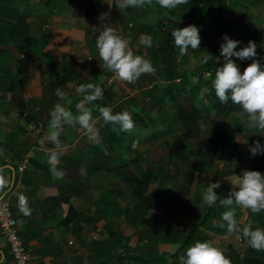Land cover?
<instances>
[{
	"label": "crops",
	"instance_id": "0c3cea01",
	"mask_svg": "<svg viewBox=\"0 0 264 264\" xmlns=\"http://www.w3.org/2000/svg\"><path fill=\"white\" fill-rule=\"evenodd\" d=\"M86 1L29 0L28 7L30 9L25 11L28 29L24 34L34 36L38 40L36 46H33L35 52L33 56L27 55L18 46L20 34L16 38L12 37L13 31L10 28L17 23L18 19L16 12L12 9L15 5L6 2L4 6H0V23L7 26V29L0 28V34L2 31L6 37L0 41V128L3 132L0 134V177L5 180L8 187L7 191H9L20 236L28 247L32 264H155L154 262H157V258L161 255H164V260L168 264L174 260L176 261L174 264H180L179 256L184 252L175 258L170 255H173L181 244L187 242L191 227L202 217L205 207V205L202 206L203 191L210 182H217L216 177L231 178L235 174H242V167L249 169L251 166L248 156L249 145L255 140H260L264 144V136H259L260 132L247 127V117L239 115L240 108L232 113L228 119L227 127L235 130L239 139L247 140V143L239 142L242 157L226 163L222 156L223 149L215 147L210 140H207L205 145L212 153L213 163L216 166H212L213 163L208 166L206 160L201 158V168L204 164L207 167L200 168L198 171L190 194L178 202L173 210L156 208L152 212L154 215L161 211V214L154 215V218H159L161 215L162 217L166 216V218L160 217V222L130 221L126 211L137 202L133 196L135 187L129 181L126 182L122 178L109 179L105 174L101 181L107 179L111 184L107 187L95 185L86 194L73 197L70 203L81 215L76 216L77 219L73 222H66L64 219L74 214L72 211L68 212L69 204L57 202L59 194L57 182L61 179L55 178L50 171L51 165L46 153L55 151L59 154L57 168L62 170L68 158H75L79 154H84L86 161L92 163L94 159L90 148L95 145L103 146L104 142L100 133H98V142L89 140L85 131L81 133L83 129L78 124L72 125L73 127L68 124L63 126L59 145L48 141L50 112L53 107L57 103H62L69 107L73 114H76L77 100L82 97V94L79 97L71 95L66 102L59 100L56 96L57 88L55 86L57 81L60 82V79L62 81L64 73L61 67L46 72L47 67H51L50 61L58 65L62 64L64 58L68 61L74 58L81 62L83 68L87 65L84 62L86 55L89 54V58H91V54H93V58L94 55H98L94 42L98 32L94 28L99 27L98 17L103 12H109V19L105 23H110V26L115 27L125 37L132 35L134 42L139 40L142 34L152 36L151 47L140 44L135 47L138 48L137 54L149 59L155 70L157 69L155 67L157 57L153 51L160 47L164 39V35L158 30L162 20L160 15L164 13V9L158 5L119 10L116 8V0H94L95 4H92L90 9H95L96 12L91 16H86L87 7L83 6ZM241 1L247 7L242 6L235 14L239 15L240 12H245L246 16L250 14V21L257 28V31H254L251 27V32L248 33L247 29L249 28L247 27L243 33L244 39H246L243 43H248L250 40L255 42L256 38L260 37L261 41L257 42H260L258 60L264 66V51L261 49V43L264 45V0ZM213 2L211 7L200 5L196 16L201 17L203 14L210 17L217 16L218 12L214 9L217 7L218 0ZM108 3L112 6L111 9H109ZM184 6L177 7L172 18L187 20L193 17L191 10L185 9ZM19 12H24V10H19ZM228 12L230 13V11ZM166 15L170 16L167 13ZM152 19L156 21L151 23ZM224 36L220 35L216 39L218 45L224 42ZM230 38L240 42V36L236 32H232ZM131 45L130 47H133ZM190 53L198 59V62L188 67ZM208 54L201 47L196 50L190 48L187 55L180 57L179 60L182 62V67L190 72L202 64L203 56ZM218 57L220 58L219 62H214V69L211 70L214 73L216 66L223 63L222 57L215 55V58ZM4 59L6 60L2 62L4 68L2 70L1 61ZM65 67L64 72L67 73L72 66L68 62ZM70 73H72L71 78L77 83L81 76L84 79H80V81L85 82L88 79L87 81L91 85L96 79L95 84L92 85L94 88L103 87L104 90L109 88L111 90L109 94L103 93L105 99L106 97L111 98V95L114 94L119 97V102H122L132 96H138L139 102L142 101L141 105L145 104L146 106L150 103L149 100L151 98L153 100L154 97L151 91L150 94L147 93L153 85L149 79H146L147 77L142 78L143 87L136 82L131 83L130 87L133 85V90H128L127 94L121 86L119 88L115 84L116 75L107 69L100 68L91 71L89 75H84L76 68H71ZM106 75L108 78H104ZM155 77L159 79L157 75ZM72 79L71 81H73ZM197 79V76L192 77V82H196ZM91 80H93L92 83ZM110 81L111 83H109ZM206 87L209 92L205 94L204 99L198 98V106L204 109L210 107V96L214 92L211 83ZM110 98L107 102L110 103L109 107L113 108L116 102H112ZM90 108L92 111L95 110L93 104ZM10 117L13 119H8ZM201 124L203 130L213 132L212 123L202 120ZM180 137L186 139L184 134H180ZM42 138L46 140L43 148L39 143ZM175 139L173 145L175 144L178 149L180 139L177 136ZM156 141L158 140L149 144L134 140L132 146L134 142H136V146L135 148L133 146L131 150L138 154H145L150 147L163 144V142L156 143ZM166 160L168 161L167 158ZM185 161V159L170 160L172 163L167 162L165 171H169L170 168L174 169ZM129 172V176L139 175L138 170L133 167ZM210 178H213V181ZM156 185V183L151 184L150 190L154 189ZM220 185L215 191L221 198H225L232 187L231 182H220ZM191 193L194 194L191 195ZM19 194L26 196L31 209L30 216H24L20 212ZM213 206L214 209L207 217L206 223L194 232V242L196 240L215 242L232 264H264V251L253 249L240 234L229 235L226 226L224 228L219 226L222 222V213L227 209L221 206L219 201ZM232 207L236 208V220L241 227L251 222L253 228H264V211L253 214L250 210L236 205ZM147 230H150L149 233ZM142 257H146V260H142ZM0 264H15L8 240L2 234L1 229Z\"/></svg>",
	"mask_w": 264,
	"mask_h": 264
},
{
	"label": "trees",
	"instance_id": "16d2710c",
	"mask_svg": "<svg viewBox=\"0 0 264 264\" xmlns=\"http://www.w3.org/2000/svg\"><path fill=\"white\" fill-rule=\"evenodd\" d=\"M213 1L189 0L188 4H184L185 6H178L180 8L184 6L185 9L191 10L193 17L187 20L184 18H172V14L175 13L177 8L170 10L169 17L167 15L163 16V14L160 15L162 20L160 21L158 30L159 33L164 35V39L160 47L153 51L157 57L155 66L157 69L154 74L142 75L136 81L142 87L144 84L142 83V78L144 77H147L146 79H149L150 83H153L151 89L147 92L150 94L151 91V94L154 96L153 100L152 98L149 100L150 103L146 106L145 104L141 105L142 101L141 103L139 102L138 96H132L125 101L119 102V97H116L114 94L111 95V98L106 97L105 99L103 96L102 99L93 102L94 106L97 104L110 106V103L107 102L108 98H110L112 102H116V105L112 108L114 113L126 110L132 114L135 121V129L132 133L113 131V125L105 124L101 118L99 133L104 145H95L90 148L94 161L88 163L84 154H79L75 158H68L66 160L62 167L65 175L61 179L62 181L58 180L57 182L59 192L57 202L69 204L68 212L72 211L74 214L65 218L66 222H73L77 219L76 216L81 215L76 207L70 203V200L75 196L86 194L95 187V182L92 179L93 175L100 181L104 174L109 179L122 178L126 182L129 181L135 187L133 196L137 202L126 211V215L130 218V221L160 222L162 215L159 218H154L155 214L153 215L152 212L156 208H164L167 211L173 210L178 202L190 194L196 181L197 173L201 168L200 159H205L206 161H204L208 166L214 162L212 153H210L208 146L205 145L207 140H210L215 147L223 149L222 156L226 163L242 157L240 143L236 139L237 132L227 127L229 117L239 109V106L233 104L230 99L226 104H222L219 98L215 96V92H212L210 107L204 109L198 106V98L201 88L211 83L210 81L215 76V73L211 70L214 69L215 55L220 56L221 48V44L218 45L216 39L220 35L231 37L232 32H236L240 36V43L237 45V50H239V48L248 44L243 43L246 40L243 33L247 27L249 28L247 29L248 33L251 32V27L254 31H257V28L251 23L250 14L248 16H246L245 12H240L239 15L235 14L242 6H245L241 0H218L217 7L214 9L218 12L217 16L210 17L205 14L201 17L196 16L200 5L202 7L204 5L211 7L212 3H214ZM92 4H95L94 0L84 2L83 6L87 7L86 16L95 14L96 10L90 9ZM153 5L157 6L158 4L153 2ZM12 9L16 12L18 18L17 23L10 28L13 31L12 37L16 38L20 34L18 46L27 55L33 56L35 54L33 46H36L38 40L34 36L24 34L28 29L26 13L16 11L17 8L15 7ZM169 23L171 24L169 25ZM189 24H194L199 28L200 47L208 52L210 56L207 64H200L193 70H189L191 73L182 67V62L178 59L179 51L174 46L170 31L171 27H173L172 29L182 28ZM1 27L7 29L6 24L0 23ZM155 37L158 38L157 36ZM5 38L1 31L0 41ZM259 40L260 37L256 38L255 41L257 45L256 57L246 60H239L233 57L241 72L252 62V59L258 60L260 42H257ZM261 49L264 51L262 43ZM260 64L262 65L261 62ZM156 75L159 79H156ZM195 76L198 79L196 82H192V77ZM78 80L83 85V81ZM100 89L102 90V94H109L111 92L109 88L104 90L103 87H100ZM82 99L83 96L77 100V103ZM91 105H88V107H91ZM92 113L94 116L98 115L96 107ZM202 120L212 123L213 132L203 130ZM169 134H173L180 139L178 141V149L175 147V144L167 148L168 146L164 143L154 148L150 147L145 154H138L131 150L134 140L148 143ZM180 134H184L186 139L180 137ZM248 156L251 162L249 170H258L264 173V154H258L253 157L248 150ZM175 158L185 159L186 161L182 165L175 163L178 166L166 172L165 164L170 162V160L174 161ZM204 165L202 166L203 169L207 167ZM131 167L137 169L139 175L136 174L137 176H134L132 174L129 176ZM153 183L157 185L154 189L150 190V186ZM212 208H214L213 205H205L202 217L190 229L187 242L181 244L179 249L170 256L175 258V256L184 252L189 244L194 242V232L206 223L207 217L212 213ZM149 231L147 230V233ZM141 259L146 260V257H142ZM157 259V262H154L155 264H168L164 260V255H161ZM174 263H176L175 260L171 264Z\"/></svg>",
	"mask_w": 264,
	"mask_h": 264
},
{
	"label": "clouds",
	"instance_id": "9594fccd",
	"mask_svg": "<svg viewBox=\"0 0 264 264\" xmlns=\"http://www.w3.org/2000/svg\"><path fill=\"white\" fill-rule=\"evenodd\" d=\"M156 3L163 9L174 10L180 5L188 4L189 0H156ZM108 5L111 9L112 6L109 3ZM146 6L152 7L153 0H116V8L119 10ZM98 19L101 23L99 27L94 28L98 32L95 48L103 62L101 67L114 73L121 81L130 84L135 83L142 75L155 73L152 62L136 54L130 47V38L121 35L116 28L110 26V23H105L109 19V12L101 13ZM171 37L174 46L179 51L178 59L187 55L190 48L192 50L200 48L199 28L194 24L172 29ZM138 43L151 47L153 38L151 35L142 34ZM239 43L227 35L224 36V42L220 48L223 63L215 68V76L211 81L212 88L222 104H226L230 99L233 104L238 105L241 110L239 115L247 117V127L260 132L259 136H264V66L258 60L252 59V62L241 72L233 57L239 60L254 58L257 55V45L250 40L246 46L237 50ZM209 59L210 56L205 55L201 63L207 64ZM219 59V57L215 58V63H218ZM76 91L83 96V99L76 104V114H73L72 110L62 103H57L50 112L48 141L53 144L59 145V137L65 124L73 126L78 124L84 129L89 139L98 142L92 109L88 105L103 98L102 90L89 84L80 85ZM208 92L209 89L206 86L202 87L199 93L200 99H204ZM56 96L61 101L67 100V93L60 88L56 89ZM95 107L103 122L113 125V131L128 133L134 131L135 121L129 111L114 113L109 106L97 104ZM238 137H236L238 142L247 143V140H241ZM39 143L43 148L46 140L42 138ZM133 146H136V142ZM249 152L253 157L264 154V144L260 140H255L249 145ZM46 155L49 157L48 162L51 165L50 171L53 176L62 179L65 173L57 168L59 154L50 151ZM228 180L232 187L227 197L221 198L215 191L221 186L219 181L210 182L202 193V206H212L219 201V204L227 209L222 213V222L219 226L221 228L226 226L229 235L240 234L253 249L264 251V228H253L251 222L241 227L236 220V208L232 207L236 205L250 210L253 214L264 211V173L258 170L243 169L242 174H235ZM5 187V180L0 177V190ZM18 207L24 216L31 215L27 198L23 194L18 196ZM179 261L180 264H232L224 251L211 240H196L179 256Z\"/></svg>",
	"mask_w": 264,
	"mask_h": 264
},
{
	"label": "rangeland",
	"instance_id": "374dc122",
	"mask_svg": "<svg viewBox=\"0 0 264 264\" xmlns=\"http://www.w3.org/2000/svg\"><path fill=\"white\" fill-rule=\"evenodd\" d=\"M6 2H8V3H11V5L12 4H14L15 5V7H18L17 9H16V11H22V10H24V12L25 11H27L28 9H30L28 6L30 5L29 4V0H6V1H3V0H0V6H4L5 4H6ZM26 5V6H25ZM22 6H24L23 8H22ZM200 10V9H199ZM261 12V11H260ZM166 13L167 14H170V10H168V9H164V13H162L163 14V16H165L166 15ZM262 14V13H261ZM263 16H264V14H263ZM173 19H174V17H173ZM99 21V20H98ZM136 21V20H135ZM156 20H154V19H152V20H150V22L151 23H154ZM100 22V21H99ZM101 23V22H100ZM128 23H130V22H128ZM171 24V23H170ZM113 27V26H112ZM115 28V27H114ZM124 28V26L122 25V29ZM126 36H128V38H130L132 41H131V46H133L132 47V49H133V51L137 54V49L138 48H136L135 46H137V45H139V43H136L137 41H139V40H137L136 42H134L133 41V36L132 35H126ZM95 42V41H94ZM6 55V54H5ZM4 55V57L6 58L7 57V55L5 56ZM89 55V54H88ZM88 55H86V61H84V62H86L87 63V65L85 66V67H81V62H79V61H76V60H74V58H71V60L70 61H68V59H66V58H64L63 59V61H62V64H54L52 61H50V66L51 67H47V71L46 72H50V70H52V69H55V68H59V67H61L62 68V70H63V73L64 74H62V81H61V79H60V82L59 81H57L58 83H56V88H60L61 90H63V91H65L66 93H67V100H68V98L71 96V95H76V96H81V94L80 93H78L76 90H77V88L80 86V84L79 83H77L75 80H73L72 78H71V76H72V73H70V70H71V68H76V70L77 71H79V72H82L84 75H89L90 74V72L91 71H93V70H97V69H100V68H103V67H101V65L103 64V62L100 60V58H99V55H94L95 57L93 58V54H91V58H89V56ZM190 55V61H189V64L187 65L188 67H190V66H192V65H194V63L195 62H198V59L196 58V57H194V56H192L191 55V53L189 54ZM148 56V55H147ZM16 58H18L17 56H16ZM15 58V59H16ZM88 59V60H87ZM6 59H4V60H2L1 61V69L3 70L4 68H3V63L2 62H4ZM68 62L70 63V65L72 66L70 69H68L69 70V72H67V73H65L64 71L66 70V64H68ZM45 72V73H46ZM47 74V73H46ZM113 75H115V74H113ZM112 75V76H113ZM104 78H108V76L106 75ZM111 78V77H110ZM71 79L73 80V81H71ZM78 79H84L83 77H79ZM89 79H91V78H89ZM88 80V79H87ZM85 81V82H83V85H89L90 83L88 82V81ZM100 80H102L101 78H100ZM105 81H106V79H105ZM93 82V80H91V83ZM95 82H96V79H95V81H94V83L93 84H95ZM102 83H103V81H102ZM109 83H111V81L109 82ZM115 84H117V86H119V88H120V86L122 87V89L128 94L129 92H127L128 90H133L132 89V87H133V85L130 87V83H127V82H123V81H121L117 76H116V81H115ZM66 100V101H67ZM66 101H64V102H66ZM138 110H140V109H138ZM97 113H98V115L97 116H94V115H92L93 116V120L95 121V123H94V127H95V129L97 130V132L99 133V123L101 122V118H100V114H99V112L97 111ZM8 119H10V120H12L13 118L12 117H10V118H8ZM71 127H73L72 125H70ZM84 132V129L81 131V133H83ZM3 132H2V130H1V128H0V134H2ZM161 139H163V140H161ZM89 140H91V139H89ZM158 141H156V143H162L163 142V144L164 143H166V145L167 146H171V145H173V143L175 142V136L173 135V134H169V135H165V136H162L160 139H157ZM139 141V140H138ZM140 142H142V141H140ZM153 142L154 141H149L148 143L150 144H153ZM142 143H144V142H142ZM133 148H135V147H133ZM151 148H154V147H151ZM178 161V159L177 158H175L174 159V161ZM166 165L167 164H165V169H166ZM212 166H216V164L215 163H213L212 164ZM174 167V166H173ZM243 169H244V167H242ZM170 170H171V168H170ZM223 178V177H222ZM228 178H230V177H227L226 179L224 178V179H221L220 177H216V180L217 181H220V182H225V183H228L229 182V180H228ZM92 179H93V181L95 182V185L97 186V187H99V186H101V187H107V186H109L110 184H111V182L109 181V180H107V179H103L102 181H100V180H98V178L97 177H95V176H93L92 177ZM91 179V180H92ZM211 179V178H210ZM211 181H213V178L211 179ZM194 193H191V195H193ZM214 208H212V210H213ZM165 213V212H164ZM203 213V212H202ZM155 215H159V214H161V211L160 212H158V213H154ZM162 217V216H161ZM162 218H166V216L165 217H162ZM178 248V246L176 247V249Z\"/></svg>",
	"mask_w": 264,
	"mask_h": 264
},
{
	"label": "built area",
	"instance_id": "2783aa9c",
	"mask_svg": "<svg viewBox=\"0 0 264 264\" xmlns=\"http://www.w3.org/2000/svg\"><path fill=\"white\" fill-rule=\"evenodd\" d=\"M6 186L0 190V229L8 240L15 264H32L27 245L20 236L17 219L14 214Z\"/></svg>",
	"mask_w": 264,
	"mask_h": 264
}]
</instances>
